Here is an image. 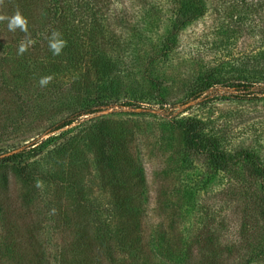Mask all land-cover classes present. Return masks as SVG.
Listing matches in <instances>:
<instances>
[{
	"label": "rangeland",
	"instance_id": "1",
	"mask_svg": "<svg viewBox=\"0 0 264 264\" xmlns=\"http://www.w3.org/2000/svg\"><path fill=\"white\" fill-rule=\"evenodd\" d=\"M194 1L186 7L199 15L180 26L178 0H110L133 27L110 18L106 30L130 47L117 53L123 64L111 59L120 70L101 82L106 92L87 97L74 86L77 74L42 87L43 76L24 72L31 44L18 48L34 39L27 24L9 31L0 20V264H60L54 254L74 207L65 184L43 175L76 176L82 193L72 196L106 215L111 188L138 181L118 174L128 167L143 188L122 195L141 202L151 264H264V0ZM107 2L62 7L76 25L82 4L107 11ZM49 6L0 0V16L32 14L38 26ZM84 107L96 111L74 116ZM28 149L31 156L15 157ZM24 164L31 180L21 176Z\"/></svg>",
	"mask_w": 264,
	"mask_h": 264
},
{
	"label": "trees",
	"instance_id": "2",
	"mask_svg": "<svg viewBox=\"0 0 264 264\" xmlns=\"http://www.w3.org/2000/svg\"><path fill=\"white\" fill-rule=\"evenodd\" d=\"M66 1L44 0L50 6L46 9L43 16L45 18L44 22L39 23L38 26H35L33 20L29 21L35 18L34 15L30 14L27 16L26 24L29 29L27 36L32 37L34 40L28 46L27 55L30 63L29 66L25 67L24 72L33 77L53 76L55 78L57 76L60 77L62 72L67 71L68 75L76 76L77 74L74 86L78 84L76 89L80 95L87 97L93 93L101 94L106 92V87L101 85V82L110 77H116L120 70L116 67L117 62L114 63L115 61L113 62L111 59L116 57V54L121 49L124 50L130 47L128 41L122 40L123 37L114 36L106 30L108 26L106 21L110 18H116L119 23H123L124 27L131 29L133 27L129 17L131 15L124 19L118 7L112 5L110 0L105 3V10L107 11L100 9V6L97 8L96 6L82 4L80 7L85 8V15L79 18L75 22L77 24L74 25L68 18L67 9L62 7V4ZM71 1L73 0H68V3ZM90 1H92L93 5L96 0ZM179 3L181 5L179 10L180 18L176 17V23L183 26L188 19H196L199 14L198 12L190 14L185 0H178V5ZM193 4L197 7H202V3L198 0L194 1ZM59 6L61 8H57ZM50 26L52 27L51 30L49 29ZM53 28L56 29L55 32H52ZM105 33L109 36H104L103 34ZM102 36L106 37V39H103ZM61 41H63V47L60 54L54 55L51 45ZM109 42L112 44L113 53L115 54L111 53V49L109 50L110 52L105 51V45ZM117 57L123 64V56L117 54ZM232 86L235 85L232 84ZM236 86H239V84ZM127 105L130 104L128 103ZM83 109L85 112L96 111V108L95 110H90L84 107L80 108L74 116L81 115L82 113L80 112ZM73 119L72 117L70 120L63 122L56 129L70 124ZM188 141L197 145L194 138L190 137ZM30 149L17 152L15 157L24 155L26 158L31 156L32 154H29ZM212 153L214 157L220 155L214 150H212ZM97 155L98 160L101 162L106 156L101 149L98 150ZM23 160L22 157L21 161ZM22 168L21 176L23 178L30 177L29 180H31L32 176L25 172L26 164ZM118 174L121 176L127 174L132 181V177H137L138 181L135 185L136 187L131 185L126 187L124 185L120 186V189L115 186L111 188V194H114V197H112L110 207L104 209L106 215L101 213L99 206L92 200L81 196H72V194L82 193L77 187L76 176L75 179H71V177H66L57 171L43 175L50 182L65 184L64 188L68 190V194L72 197L69 204L74 207V213L70 216L73 221L69 222L70 225L64 223L65 227L59 236L61 241L57 244L56 253L54 254V258L60 264H151L152 258L147 253V239L142 237L141 223L138 221L141 202L140 200H135V198L130 199L122 195V193L141 192L143 186L139 177L140 173L136 167H128L127 171L120 168ZM130 187H133V189ZM262 217L264 220V216ZM108 218H111L113 224L107 221ZM115 239H117V247H114ZM166 250L167 248L165 247L164 252ZM124 254L129 256L130 260L128 262L123 260Z\"/></svg>",
	"mask_w": 264,
	"mask_h": 264
},
{
	"label": "clouds",
	"instance_id": "3",
	"mask_svg": "<svg viewBox=\"0 0 264 264\" xmlns=\"http://www.w3.org/2000/svg\"><path fill=\"white\" fill-rule=\"evenodd\" d=\"M4 19H8L7 27H8L9 31H15L17 27H19L22 31L26 30V28H25L26 21L21 17V15L19 13L14 14L10 18L0 16V20H4ZM31 43H32V41H30V40L26 41L24 43H21L19 48H18V54H22L23 52H25L27 49V46ZM62 47H63V41H61L57 44H52L51 48L53 50V54L59 55ZM51 79H52L51 76L42 77L39 80L40 86H42V87L46 86L50 82Z\"/></svg>",
	"mask_w": 264,
	"mask_h": 264
}]
</instances>
